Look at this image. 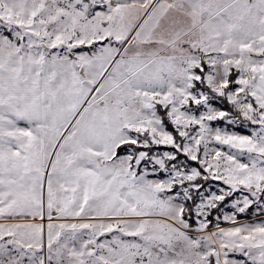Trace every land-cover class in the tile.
Segmentation results:
<instances>
[{"label":"snow or ice","instance_id":"obj_1","mask_svg":"<svg viewBox=\"0 0 264 264\" xmlns=\"http://www.w3.org/2000/svg\"><path fill=\"white\" fill-rule=\"evenodd\" d=\"M0 264H264V0H0Z\"/></svg>","mask_w":264,"mask_h":264}]
</instances>
